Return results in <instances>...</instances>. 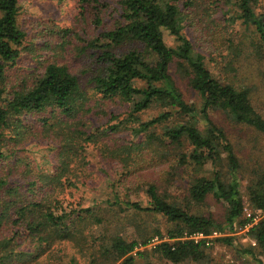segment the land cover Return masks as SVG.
Returning <instances> with one entry per match:
<instances>
[{
	"label": "trees",
	"instance_id": "1",
	"mask_svg": "<svg viewBox=\"0 0 264 264\" xmlns=\"http://www.w3.org/2000/svg\"><path fill=\"white\" fill-rule=\"evenodd\" d=\"M71 1L76 4V21L80 27L73 33L83 44L76 51L79 56L84 55L92 61L94 76L91 83L99 107L107 102L127 105L124 121L108 126L104 133H118L128 128L133 133H148L153 127L166 124L161 139L147 134V142L154 148L171 149L177 168L192 167L200 171L210 164L212 172L209 177L195 178L187 190L188 195L195 203H202L212 195L226 206L224 225H218L211 218L193 215L170 202L166 194L158 193L157 188L150 185L146 191L148 206L126 204L135 211L160 215L172 225L165 231L154 233L158 236L154 252L173 264L200 263L206 260L209 245L231 246L233 237L220 234L212 240L206 239L224 228L232 230L233 223L241 219L244 208L235 176L238 160L225 132L213 122L209 112L220 110L235 124L252 128L263 136L264 119L252 106L247 89L236 88L213 77L205 64V56L195 48L185 30L188 20L197 16L195 10L202 7L203 12L220 10L229 16V24L239 23L244 30H251L258 41L264 42V0ZM108 11L114 20L110 24L105 15ZM18 14L17 0H0V163L8 159L5 148L21 144L33 130L48 127L51 131L63 124L79 125L83 122L76 130L77 136H87L88 140L94 137L93 132L88 134L85 131L83 120L84 115L92 111L89 99L78 77L66 66L47 63L31 70L32 74L21 79L20 84H9V70L20 55L28 51L29 45L25 32L18 25ZM71 31L57 33L66 38ZM165 33L174 40L173 45L166 43ZM42 47L47 48L48 44ZM172 66L185 76L198 104L184 100L171 76ZM153 107L158 108L159 113L150 121L141 122L140 115ZM78 117L80 121L76 120ZM224 167L229 178L225 177ZM40 176L30 177L21 195L33 193V188L43 182ZM6 179L0 174V191L4 190L2 193L6 195L18 194L19 188L10 186ZM59 183L68 188L76 184L69 178H63ZM248 203L252 209H264V174L248 187ZM113 204L117 206L119 203ZM8 205L4 203L0 212V224L5 221L14 229L12 238L7 240L17 242L22 238L23 233L18 230L24 226L28 233L26 239H31L34 248L48 243L53 237L72 238L70 225L75 221L87 217L98 221L92 209L66 212L58 200L38 216L34 215L33 206L41 210L39 203L20 208L15 203ZM196 234H202L204 238L197 242L190 239ZM250 237L264 256V220L250 230ZM136 244L137 241L113 237L100 244L101 254L113 263L135 264ZM9 253L10 259L15 257L14 252ZM247 253L252 255L251 249ZM7 258L8 255L1 256L0 264Z\"/></svg>",
	"mask_w": 264,
	"mask_h": 264
},
{
	"label": "rangeland",
	"instance_id": "2",
	"mask_svg": "<svg viewBox=\"0 0 264 264\" xmlns=\"http://www.w3.org/2000/svg\"><path fill=\"white\" fill-rule=\"evenodd\" d=\"M17 1L18 25L25 32L29 45L28 51H24L9 70V84H20L21 79L32 74L31 70L47 63L66 66L78 77L89 99L92 111L85 114L83 120L85 131L88 134L93 132L94 137L88 140L87 136H77L76 130L83 122L79 125L75 123L76 127L75 124H63L53 131L48 127L30 131L21 144L5 148L9 155L0 163V174L19 191L9 195L2 193L4 190L0 191V212L6 202L8 206L15 203L19 208L39 203L41 210L33 206L34 215L38 216L40 212L44 213L46 207L53 205L54 200H58L66 212L92 209L98 221L93 217L75 221L70 225L72 238L53 237L38 248H34L31 239H26L28 233L24 226L18 230L23 233L22 238L17 242L7 240L12 238L14 229L4 221L0 224V241L4 246L0 249V257L8 255V258L2 264H118L106 259L100 248V244L118 236L127 241H137L133 253L135 264H173L154 252L158 243V236L154 233L165 231L172 225L160 215L135 211L126 203L148 206L146 191L154 185L158 193L166 194L170 202L187 209L189 213L224 225V203L215 200L212 195H208L202 203H195L187 192L195 178L209 177L212 166L206 164L200 171L192 167L177 168L171 149L152 147L146 140L147 134L161 139L166 124L155 126L148 133H133L129 128L118 133H104L108 126L124 121L128 113L127 105L107 102L99 107L91 83L94 76L92 61L84 55L79 56L76 51L83 44L73 33L80 29L76 21L78 11L75 2ZM194 14L197 16L188 20L190 24L187 22L185 31L195 48L205 56V64L213 77L236 88L247 89L252 106L264 119V42L258 41L251 30H244L239 23L229 24V16L223 15L220 10L207 9L203 12V8L199 7ZM105 15L108 24L114 21L110 11ZM60 30L72 31L66 38H61L57 33ZM80 36L83 38L82 34ZM164 39L166 43L174 44L167 33ZM45 43L47 48L42 47ZM170 73L184 100L198 104L185 76L175 66ZM159 111L156 107L150 108L140 115V121H150ZM209 115L225 132L233 148L239 165L235 173L239 192L245 209L250 211L248 187L264 174V136L252 128L235 124L220 110H211ZM79 118L76 120L80 121ZM227 171L224 167L225 177L229 178ZM31 175H41L43 182L33 188V193L21 195ZM63 178L71 179L75 186L68 188L61 185L59 181ZM114 202L119 204L114 206ZM246 219L243 211L241 219L233 223L234 227L237 226L236 230H233L234 227L232 230L224 228L220 232L221 236L233 237L231 246L213 243L206 250V260L179 264H264V256L250 237V230L247 233L240 231ZM213 233L208 240L219 237ZM249 249L252 255L247 253ZM10 251L15 253L12 259Z\"/></svg>",
	"mask_w": 264,
	"mask_h": 264
},
{
	"label": "built area",
	"instance_id": "3",
	"mask_svg": "<svg viewBox=\"0 0 264 264\" xmlns=\"http://www.w3.org/2000/svg\"><path fill=\"white\" fill-rule=\"evenodd\" d=\"M244 213L247 215L246 221L242 224V227L240 228L241 232L247 233L249 230H251L257 223H259L261 220H264V209H252L248 211V209L243 208ZM236 230V229H235ZM214 235H219L220 233L214 232ZM211 236V235H210ZM210 236H208L206 239H208ZM204 238L202 234H196L193 235L190 239L197 242L199 239Z\"/></svg>",
	"mask_w": 264,
	"mask_h": 264
}]
</instances>
